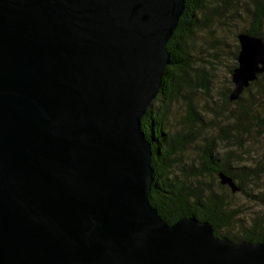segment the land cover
<instances>
[{"label":"water","instance_id":"obj_1","mask_svg":"<svg viewBox=\"0 0 264 264\" xmlns=\"http://www.w3.org/2000/svg\"><path fill=\"white\" fill-rule=\"evenodd\" d=\"M185 0H0V264H264V243L167 223L142 119ZM231 100L264 73L238 35ZM233 192V180L219 174Z\"/></svg>","mask_w":264,"mask_h":264},{"label":"trees","instance_id":"obj_2","mask_svg":"<svg viewBox=\"0 0 264 264\" xmlns=\"http://www.w3.org/2000/svg\"><path fill=\"white\" fill-rule=\"evenodd\" d=\"M219 26L238 28L234 65L229 70L232 74L238 64V35L247 33L264 40V0H185V11L167 43L171 64L142 119V129L154 151L149 202L169 224L195 217L211 223L217 236L264 243V166L257 157L251 161L242 158L264 149V73L237 100L230 99L232 87L221 93L215 110L217 123H208L198 108L202 97L197 93L211 95L214 76L193 52L200 48L206 53L201 40L209 34L215 41L208 37L207 47L212 46L213 56L218 57L223 49ZM181 101L187 104L186 115L183 128L174 132L170 113ZM208 127H212L209 134ZM192 135L194 159L186 164L182 157ZM220 173L229 176L239 190L233 192L223 185ZM239 197L244 199L242 204L235 201ZM247 206H252L248 212L243 210Z\"/></svg>","mask_w":264,"mask_h":264},{"label":"rangeland","instance_id":"obj_3","mask_svg":"<svg viewBox=\"0 0 264 264\" xmlns=\"http://www.w3.org/2000/svg\"><path fill=\"white\" fill-rule=\"evenodd\" d=\"M218 35L220 37V40L222 41V46L223 49L219 52V56H213L214 52L212 49V46L207 47L209 44L210 40H207L208 37H211V40L215 41L213 39V36L211 35H205L201 42L203 48L206 50L205 52H202L200 48H198V51L196 50L193 52L194 57L202 63L203 67L206 69V71L209 73H212L214 76V88L210 92L211 95L209 94H203L204 92L199 91L197 94H200L199 96L202 97L199 102L198 108L203 111V115L205 120L209 123L210 121L218 122L215 121L216 117V109H218V97L221 95L222 92L227 91L229 88L232 87L234 88V83L232 81V74L229 72L230 68L233 67L234 62H233V52L235 50V43H234V34L237 32L238 28L237 27H230L228 28L227 26H219L218 27ZM208 50V51H207ZM218 103V104H217ZM186 106L187 104L184 101H181L180 103H175L172 106V111L170 113V123H172V129L175 132L176 130H180L183 128L182 126V120H184L185 115H186ZM213 109V110H212ZM223 123V121H222ZM209 131L208 134L210 133V129L212 127H208ZM194 135L189 136L187 142H186V149L187 153L182 157V162L186 164H191V160H193L194 152L192 146V141ZM195 139V138H194ZM256 143V142H255ZM194 145V144H193ZM255 146H258L255 144ZM238 149H235L237 151ZM239 151V150H238ZM190 152V153H189ZM244 154V153H243ZM247 157H249V161L253 160L252 158L257 157L259 161L262 162L264 166V149L261 147L259 148V151L257 153H251L245 154L242 158L247 160ZM244 200V199H243ZM243 200L239 197L236 198L235 201L237 203L242 204ZM250 207H245L243 210L249 211ZM248 214V213H247ZM244 214V217H248L249 215Z\"/></svg>","mask_w":264,"mask_h":264}]
</instances>
